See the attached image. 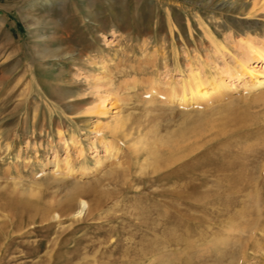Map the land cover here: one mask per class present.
Segmentation results:
<instances>
[{
  "label": "rangeland",
  "instance_id": "374dc122",
  "mask_svg": "<svg viewBox=\"0 0 264 264\" xmlns=\"http://www.w3.org/2000/svg\"><path fill=\"white\" fill-rule=\"evenodd\" d=\"M249 46L264 49V0H0V264H236L239 243L264 264V88L235 71L264 72ZM190 70L233 90L151 96ZM143 136L192 154L153 173Z\"/></svg>",
  "mask_w": 264,
  "mask_h": 264
},
{
  "label": "bare ground",
  "instance_id": "6f19581e",
  "mask_svg": "<svg viewBox=\"0 0 264 264\" xmlns=\"http://www.w3.org/2000/svg\"><path fill=\"white\" fill-rule=\"evenodd\" d=\"M214 1L215 0H210V2H212V3H214ZM93 7L94 6H90L88 8L92 9ZM223 7L226 8V9H228V11H231L232 5L231 4H226ZM220 10H222V9H220ZM248 51L252 55V58L254 60H258V61L262 60V62H264V49L263 48H255V47H250L249 46L248 47ZM238 66H239V68L235 69L236 74H237L238 77L241 76L244 73H248L251 76V83H249L248 85L245 84V85L242 86V88H244V90L246 89L249 92H252V91H255L257 89L264 88V72H259V70H255V69H252V70L251 69H248L247 66H246V63L243 62V61H240L239 64H238ZM204 85H205V82H203L201 80V78L199 77V75L196 74V72H194L193 70H190L187 79L186 80H183L181 83H179V85H178L179 87L178 88L175 85H173V84L172 85L169 84L168 86H166V88H165L166 90L164 92H162L161 94H159L160 92L158 93L157 90H155V92L151 93V96H153V97L154 96L155 97L158 96V97H160L162 99V101L164 103L169 104V105H172V106H176L178 108L181 107V106L191 107V104H193V106L195 105V107H199V105L202 104V102L209 103L208 105L213 104L215 102H221L224 99V97L227 94H230V92H232V90H233V87L232 88H228L227 87L228 85H227V83L225 82L224 79L223 80L222 79L214 80V81L210 82L209 84H207V87H205ZM187 114H189V113H187ZM209 117H210V115H209ZM204 121H206V120H204ZM204 121L202 120V122H204ZM205 123L206 122H204V124ZM109 131L111 132V135L113 137H118L119 138V136H120V138L122 137L123 139H125V138H127V137L129 138V136L133 135V133L135 132V127H133L132 125H128V124H126L123 121H120V122L116 123L114 125V127H111ZM198 131H199V129L198 130L196 129V131L195 130H192V134L195 133L194 135L196 136L197 135L196 132H198ZM186 132H185V134H186ZM224 132H223V134H224ZM151 133H153L152 135L154 137V136L157 135L158 131L157 132L156 131H152ZM223 134H221V135H223ZM194 135L193 136L191 135L193 139H194ZM200 135L198 134L197 136L200 137ZM214 135H216V134H214ZM214 135H213V137H214ZM188 136H190V135H188ZM197 136H196V139L198 138ZM145 137L140 140L141 141V144H143V146H142L143 148H141V150H143L145 152L144 153L145 154V160L144 161L146 162V164L144 163L143 164V167H146V166L147 167H152V169H153L152 172L153 173H157V172H159L162 169L163 170L164 169H167V168L171 167L173 164H175V163H177V162H179L181 160L182 161L185 160L186 158H188L190 156V154H192L191 152L187 151V149H185V147L182 145L183 142H184V140H186L185 139L186 136L183 137V140L181 141L182 144H179L176 141H170V142L169 141H165L163 143L160 142L161 144H159V145L156 144L153 139H150L152 142L149 143V140L147 138H145ZM186 138H188V137H186ZM199 139L200 138H198V140ZM205 141H207V140H205ZM126 142H127V140H126ZM134 150H135V153L138 151V149H136L135 146H134ZM193 150H194V148L192 149V151ZM116 151H117V149H116ZM116 154H117V152H115V153L113 152V153H111L110 157H112V159H113V157L116 158V156H115ZM137 157H139V156L137 155ZM134 158H135L136 161H139V160H137L138 158H136V157H134ZM52 164H53V170H55V171L57 170L58 171V170L61 169V167L59 166V164L56 161H54ZM181 164H182V162H181ZM183 165L177 166V168H176L177 171L180 170ZM118 166H120V165H118ZM64 168L66 169L67 174L68 173H73V168L68 163H65ZM62 169H63V167H62ZM184 170H182V171H184ZM185 173H187V172H185ZM80 174H81L80 175L81 177L82 176H85L86 177V175L90 174V171L88 169H82L80 171ZM125 176H126V171L123 170L121 173H116L115 176H113L114 178H112V179L114 180L115 183H118V182L124 180L126 178ZM176 176H178V175H176ZM5 177H7V175H5ZM189 178H191V177H189ZM187 184H188V182H187ZM6 185L2 186L4 188L2 190H0V199H1V196L7 195L6 194L7 192L4 193V189H5V186ZM190 185H192V183ZM0 186H1V184H0ZM182 186H185V183H183ZM3 202L4 201H2V203H0V214L2 213V211H8V210H10V208L12 207V204L11 203L8 202V203L3 204ZM23 206H25V205H23ZM23 206H21V207H23ZM86 208H88L87 203L85 201H81V203H80V210L76 214L77 215L80 214ZM262 229H264V228H262ZM168 239L169 240L172 239L174 241H178L179 240L176 235H172V234L169 235V238ZM238 242H241V241L239 240ZM213 244L214 243H212V246L211 247L214 246ZM239 244H238L239 245L238 246L239 250L237 249L238 252L236 251L237 254H238L237 255L236 264H243V263H245L247 261L248 257L251 254L249 255L245 251L247 249L246 248L247 245L243 246L241 243H239ZM254 246L255 247H258L259 245L256 246V244H255ZM204 250H205V248H204ZM255 250H256V248H255ZM259 250L260 249H257V251H259ZM201 254H205V253H201ZM256 254L257 253H254L253 255H256ZM201 257L203 258V256H201Z\"/></svg>",
  "mask_w": 264,
  "mask_h": 264
}]
</instances>
